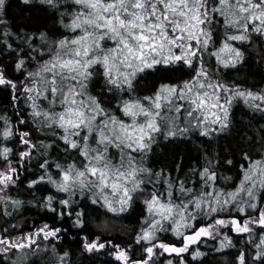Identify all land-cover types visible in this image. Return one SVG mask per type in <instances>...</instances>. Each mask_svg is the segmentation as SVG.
<instances>
[{
  "label": "snow or ice",
  "instance_id": "6c2138e0",
  "mask_svg": "<svg viewBox=\"0 0 264 264\" xmlns=\"http://www.w3.org/2000/svg\"><path fill=\"white\" fill-rule=\"evenodd\" d=\"M0 29V54L11 58L0 62V86L11 90L12 102L23 100L35 125L23 131L6 111L0 115L4 215L15 218L31 203L51 209L61 223L78 226L82 253L103 250L115 264H212L210 256L234 246L229 228L247 233L253 245L237 248L229 264H264V231L259 242L251 239L257 225L264 228V128L259 159L242 154L248 163L234 187L218 186L217 171L233 161L221 165L207 147L204 164L183 176L156 162L158 150L197 134H226L239 99L264 117V89L224 79L225 70L248 63L250 48L264 63V0H0ZM25 119L20 110L18 123ZM36 132L44 139L37 142ZM33 161L41 174L28 180V190L51 186L55 193L13 198L9 192ZM89 208L94 219L108 217L96 225L105 230L111 219L139 209L133 243L89 230ZM67 231L49 222L15 236L0 229V264H76L73 253L52 243ZM167 233L178 239L166 240ZM207 239L219 240V248L203 251Z\"/></svg>",
  "mask_w": 264,
  "mask_h": 264
},
{
  "label": "trees",
  "instance_id": "16d2710c",
  "mask_svg": "<svg viewBox=\"0 0 264 264\" xmlns=\"http://www.w3.org/2000/svg\"><path fill=\"white\" fill-rule=\"evenodd\" d=\"M2 30V29H0ZM19 44V41H16ZM252 52L251 59L248 60V63L244 67H239V71H226L224 79L231 82L233 85L239 84L242 88H248L252 90L264 89V63L260 62V59L257 55L258 49H249ZM11 58L8 57L7 53L0 54V62L3 64H9ZM212 66H215V58L211 60ZM17 75H19L17 73ZM21 80L22 76L19 77ZM144 94V93H142ZM12 93L10 89L0 86V115H3L6 111L7 116L11 120L12 125L15 128H18L23 131L28 130V126L35 127L31 125V117L29 115V109L24 105L23 100L19 102H12ZM259 103V101H257ZM24 111L25 126H22L18 123L17 117L19 111ZM233 126L226 133L219 135L218 138H209L203 137L198 138V134L189 139L188 143L178 144L175 146H170L168 148H163V150H158L157 156V167L167 165L168 171H171L173 175H185L189 173L191 169L202 166L205 161V157L202 152L203 147H207L209 151L215 154L219 163L223 165L227 160H232L233 163L228 165L225 169L224 167L218 168L217 171L221 173L220 181L218 186L223 187L227 183L230 187H234L232 181H235V184H239L240 179L243 176V170L241 165L243 164L247 167V159L243 157L244 152L250 153L252 159H259V154L261 153V131L260 129L264 128V117L260 111H256L253 108L249 107L244 103L242 99H239L236 103L233 104ZM3 124L0 122V129H2ZM35 140L39 142L44 139V133L36 132L33 133ZM2 139V137H0ZM9 140L12 143H9V147H13L16 143V137H10ZM209 141H211L209 143ZM183 164V170L177 173L176 165ZM34 173V174H33ZM41 173L38 171L35 161H33L28 166V172L21 171L20 175L23 178L22 182L18 186H14L12 191L9 192L13 198H19L23 201H31L33 196L39 198L40 196H46L51 191L55 193V189L51 186H32L31 191L28 190V180L37 179ZM224 177H230L231 180L225 182ZM64 198V197H60ZM79 199V198H78ZM261 206H264V202L261 203ZM25 208L30 209L29 211H20L14 212L13 216H6L3 214V203L0 202V229L7 228L12 235H18L20 230L23 231L30 230L33 222L37 226L42 225L44 222H49L58 227H63L67 229V236L62 238L59 241H56L52 238V243L56 245L57 252L70 251L73 253L71 259L76 262V264H115V257L107 255L103 250L99 255L93 253H82L79 248L80 240L77 236L78 226H73L71 220H61L63 218L58 217L54 214L51 209H46L44 207H37L35 203L25 204ZM84 207V205H81ZM59 209H57L58 211ZM11 211V209H10ZM89 213V230L95 232L99 235L104 234V239L112 240L113 243L121 244L122 246L132 244L134 239V229L139 230L140 227V216L139 209L135 212L125 213L124 219H111L109 228L105 230L103 227L97 228V224H103L108 222V217L100 215L99 219H94L96 217V212L94 209H87ZM22 212V214H20ZM103 212V210H101ZM250 215H258V213L249 210ZM111 216V214H109ZM241 220L247 218L244 213L240 214ZM74 219V218H73ZM25 221L27 222L25 224ZM115 225V227H112ZM15 228V230H13ZM257 232L253 235L251 239L259 242V233L264 231V228L256 226ZM225 231L233 238L234 246L227 249H221L218 251L214 257H209V260L212 261V264H229L236 255H238L237 248H246L251 249L252 243L247 233L245 234H236L225 228ZM166 240H174L175 238L171 233L164 234ZM204 238H202L203 240ZM45 242L41 241V247H44ZM63 246V247H62ZM215 246L219 248V240L207 239V244L203 242L200 243V247L203 251L208 252L210 249ZM51 246H49L50 248ZM110 247V246H109ZM140 249L136 248L135 254L132 258H138ZM2 255V254H0ZM187 258L191 260V256L187 255ZM173 255L165 254L164 259L173 258ZM15 258V256H13ZM159 259V258H158ZM199 259H204L203 257ZM40 264H44L43 258H40ZM159 264H163V260H159ZM195 264V262H193ZM205 264H208V260L205 261Z\"/></svg>",
  "mask_w": 264,
  "mask_h": 264
}]
</instances>
